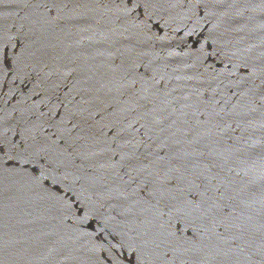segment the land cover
<instances>
[{"label":"water","instance_id":"95a60500","mask_svg":"<svg viewBox=\"0 0 264 264\" xmlns=\"http://www.w3.org/2000/svg\"><path fill=\"white\" fill-rule=\"evenodd\" d=\"M0 264H264V0H0Z\"/></svg>","mask_w":264,"mask_h":264}]
</instances>
